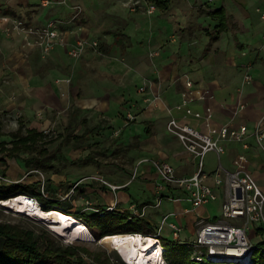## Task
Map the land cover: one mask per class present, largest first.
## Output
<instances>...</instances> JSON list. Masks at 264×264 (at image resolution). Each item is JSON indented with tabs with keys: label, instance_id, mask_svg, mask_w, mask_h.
<instances>
[{
	"label": "crops",
	"instance_id": "obj_1",
	"mask_svg": "<svg viewBox=\"0 0 264 264\" xmlns=\"http://www.w3.org/2000/svg\"><path fill=\"white\" fill-rule=\"evenodd\" d=\"M41 1L0 0V18L7 9L12 19L35 27L56 21L67 48L77 39L97 41L99 48H87L75 60L65 46L56 44L43 58L40 48L25 45L21 35L14 32L6 36L3 29L9 24L0 19V108L19 111L28 121L37 120L39 115L47 128L53 120L61 122L72 106L78 114V133L120 130L119 138L123 139L107 147L108 153L102 155L104 150H97L101 158H110V164L101 165L94 173L119 188L89 184L94 210L116 202L117 214L133 218V205L139 212L147 205L144 216L134 217L146 220V228L139 233L154 235L162 217L172 214L169 221L183 227L181 239L189 242L193 239L186 236L189 225L185 219L196 226L199 220L216 218L203 213L207 205L193 208L184 200L165 198L155 207L151 198L157 201L160 178L150 165L139 166L131 181L137 162L143 158L168 163L177 177L196 172L195 160L166 131L170 117L203 133L209 130L205 120L183 118V110L176 109L182 103L186 79L193 82L188 95L194 100L188 106L203 115L211 109L210 127L247 126L248 148L229 142L221 164L232 170L234 159L244 155L246 169L264 189V151L251 136L255 125L264 121V0H220L219 8L203 0H162L165 4L160 5L150 0H51L63 4L46 7ZM151 5L156 8L149 13ZM221 8L226 27L220 32L219 19L212 13ZM247 74L252 76L250 83L244 81ZM59 79H70V83L57 84ZM240 105H244L241 110ZM127 113L135 119L127 122ZM28 129L39 131L32 125ZM80 158L79 153L72 160ZM94 159L100 161V157ZM217 165L215 154L209 153L203 171L210 186L214 185L211 174ZM9 166L13 176L19 173L16 162ZM216 192L222 203V190ZM162 194L182 196L173 189ZM165 203L171 206L168 211L163 210ZM159 238H171L167 226ZM257 238L263 239L264 234L250 231L253 244Z\"/></svg>",
	"mask_w": 264,
	"mask_h": 264
},
{
	"label": "built area",
	"instance_id": "obj_2",
	"mask_svg": "<svg viewBox=\"0 0 264 264\" xmlns=\"http://www.w3.org/2000/svg\"><path fill=\"white\" fill-rule=\"evenodd\" d=\"M214 1L215 0H209L211 3ZM57 3L63 4V2H55L51 0L41 1V5L44 7ZM78 9L79 8L76 10ZM154 10L155 6L151 5L148 12L152 13ZM262 18H264V11L262 12ZM0 19L2 22L9 24L3 29L6 36H10L14 32L21 35L25 45H32L40 48L41 56L43 58H47L50 55L51 50L56 44H61L65 47L67 46L58 30V24L56 21H51L46 25L35 27L24 23L22 20L16 18L12 19L10 16L6 15H3ZM262 38L264 40V34ZM98 46L99 44L97 41L77 39L69 48L66 47V51L72 59L77 60L85 53L87 48L98 49ZM252 80L251 75H245V83H250ZM56 83L69 84L70 79H59L56 80ZM192 87L193 82L186 79V91L183 93L182 103L177 105L176 109L183 110V118L192 116L202 123L203 120H205L209 127L208 132L203 133L176 117H170L168 119L166 123V131L168 134L175 137L180 142L185 152L195 160L197 166L196 172L190 177H177L175 170L168 163L155 158H143L137 162L131 176V181L137 177L139 166L143 164L150 165L156 170L160 182L157 184L159 194L155 207H158L161 204V201L167 198L175 202L184 200L189 202L193 208H199L217 201L219 195L216 192V189H221L222 203L220 210L222 217L220 219L215 218L209 221H197L196 234L194 239L190 242L181 239L183 227L175 222L169 221L172 214L162 217L161 222L156 227V233L154 235H146L139 232L123 235L138 237L141 241L151 237L157 238L161 243L159 238L160 233L164 227L167 226L170 230L172 240L185 244L190 250L189 254L191 261L196 262L197 264L207 261L212 263L234 262L238 264H249L252 261L253 251L257 249V245L251 242L250 231L254 230L257 233L264 230V189L258 185L253 175L246 169V159L244 155H238L237 158L234 159V169L232 170L224 168L221 164V157L225 154L229 142L239 143L244 149L248 148L246 138L250 135L249 130L245 125L234 127L227 124L219 128L210 127V120L212 118L211 109H206V112L203 115V112L194 111L188 106L189 103L194 100L188 95L191 93L189 89ZM141 90L143 89L141 88ZM202 98L203 95L199 97V99ZM243 108L244 105L239 106V110ZM126 118L127 122L135 119L131 113H127ZM49 131L50 130L48 129H44L42 132L44 135H48V133H50ZM119 135L120 130L113 132V137H118ZM251 136L254 138L256 144L264 151L263 120L255 125L251 132ZM209 153L215 154L218 163L217 168L211 174L214 182L213 186L205 183V179L208 175L203 171L205 158ZM0 179L5 182H10L2 175H0ZM84 179L90 180L93 183L95 182L101 186L109 187L112 190L119 188L118 186L108 183L104 178L98 175L88 176ZM84 179L75 183L74 188H76ZM39 182V191L45 200H49L45 191L47 182L43 176ZM171 189L179 191L182 196L165 197L162 194V192ZM20 195L25 199L39 204L40 208H43V204L39 202L35 196L25 194H19L17 196ZM15 197L11 199H15ZM4 201L5 200L0 201V207L2 208L5 207L3 204ZM116 207L117 204L115 202L113 205L106 207L102 212L103 214H117L119 212L116 211ZM148 207L149 206L145 205L142 208V211L139 212L137 207L133 205L130 210L134 217H142ZM13 214L19 215V213H16L15 211H13ZM24 215L32 217L29 214ZM164 250L163 247L162 256ZM262 251L264 252V247L262 248Z\"/></svg>",
	"mask_w": 264,
	"mask_h": 264
},
{
	"label": "rangeland",
	"instance_id": "obj_3",
	"mask_svg": "<svg viewBox=\"0 0 264 264\" xmlns=\"http://www.w3.org/2000/svg\"><path fill=\"white\" fill-rule=\"evenodd\" d=\"M97 1L110 2V0ZM203 2L212 4L211 6L213 8H219L222 6V2L220 0H215L214 3L209 2V0H203ZM66 111L67 113L65 112V115L63 116V119H61V122L56 123L55 120H53V123L49 127L45 128V124L43 123L44 119L42 117H39V115L37 116L38 118H36L37 120L28 121L21 113H19V111L0 108V143H10L12 141V134L16 132L19 127H22L23 132H25V130L28 129L31 125L32 128H37L40 132L44 130L43 128L50 130V133L46 135L45 140L46 142L52 140L45 146L47 148L46 155L40 156L38 153L29 155L26 153H22L18 159H8L7 166L0 165V175L4 176V178L10 181L5 182L0 179V182L6 183L8 185L16 182H26L25 184L29 185V183L35 182V180L40 181L41 177L43 176L46 182H49V186L47 185L49 189L45 188L46 195L49 198V200L46 199V202H50L56 205H53L54 207L52 209L58 210L57 206L63 207L65 209L70 208L71 210L69 212L71 214L79 215L80 217L85 219V221L90 223L96 230H106L111 232L116 230H130L132 227L138 225L142 226V224L145 225V218H129L120 214L112 213H107L105 215L102 212L104 211V209L94 210L92 208V201L91 199H89V194L91 192V186L89 184H92L93 182L84 178L94 175L95 171L101 165L105 166V164H110V158H101V155L96 153L97 150H104L101 151V153L102 155H105L106 153H108L107 147L113 146L119 140H122L123 137H121V139L119 138V136L113 137V133L109 129L108 131L103 129L101 131V134L99 132L89 133L87 131L80 134L76 131L78 128V114L75 115L76 112H73L72 106H70ZM79 153L82 154V158H80L79 160H72L73 156H77ZM211 156L212 155L210 154L209 157L212 158ZM95 157H100V161L95 160ZM27 158H31V161L33 162V164H30L29 167L25 166L24 160H26ZM105 159L107 160L106 163L104 162L106 161ZM37 161L39 162L41 167L35 166V162ZM9 162H16V168L19 170V173H17L15 176H13L11 172H8L11 168V166H9ZM3 171L5 172V174H3ZM56 175H61V179ZM81 179L84 180H82L81 183L76 188H74L75 183H77ZM59 180H62L63 182H60ZM133 187H135V184L131 187V189ZM34 196L39 202L45 201L39 189H37V192ZM151 200L153 201L152 203L156 202V198L155 200L154 198H151ZM167 204L168 203H165L163 206L164 211H168L166 209L168 207L171 208V206ZM220 205V200L212 202L209 205L203 207V213H208L211 218L218 217L220 219L222 217ZM42 209L43 211H45L44 208ZM158 209L159 211L161 210V208ZM174 215L175 213L173 214V216ZM184 221L185 224L189 225L186 236L189 238V240H192L194 239L196 234V226H194V224H191L187 219H185ZM0 222L9 223L20 228L33 231L43 239H48L54 242V244H59L62 246H74L79 249V251L84 255L87 261H90L92 263L96 262L93 254H100L102 255V257H108L110 264H126L117 251L110 248L107 244H103L100 242L102 238L96 241V239L92 235L93 240H85L84 236L78 235L77 238L79 237V239H75L71 242H66L60 234L54 232L50 228L51 225L48 222L41 221L36 218H30L22 213H20L19 215L13 214V211L8 210L5 207H0ZM263 231L264 230H261L258 233L260 235L264 234ZM253 240H255V244L258 245L261 241L264 240V238H257ZM167 245L168 250L172 255L177 254L176 249L178 247H186L185 244L175 242V240H172L171 238H168ZM187 257L189 258V260H191L190 254L187 255ZM194 263L197 264L196 262Z\"/></svg>",
	"mask_w": 264,
	"mask_h": 264
},
{
	"label": "trees",
	"instance_id": "obj_4",
	"mask_svg": "<svg viewBox=\"0 0 264 264\" xmlns=\"http://www.w3.org/2000/svg\"><path fill=\"white\" fill-rule=\"evenodd\" d=\"M157 5L165 4L162 0H150ZM6 16H11L9 10L5 9L4 14ZM214 17H218L219 24L217 28L219 31H223L226 27V18L224 10L218 9L213 12ZM12 141L10 143L1 142L0 143V165L7 166L8 159H18L22 153L34 154L38 153L40 156L47 154V148L45 147L46 135L36 129H26L23 132V128L19 127L16 132L12 134ZM25 161V166L29 167L33 164L31 158H27ZM36 167H41L39 162H35ZM6 171V170H4ZM3 171V174L5 172ZM49 181V180H48ZM26 182H16L11 185L0 182V201H9L11 198L19 195H32L34 196L37 192V187L40 185L39 180H35L29 185ZM49 182L46 184V188L49 189ZM45 200V199H44ZM43 208L45 211L54 210L52 209L54 204L50 202L43 201ZM54 205V206H53ZM58 210L68 216H71L82 223H84L89 229L91 235L94 236L96 241L100 240L106 236H112L117 234H131L138 233L142 231L141 229L146 228V224L142 226L138 225L132 227L130 230H116V231H106V230H96L93 226L85 221L82 217L76 214H71L70 208L64 209L63 207L57 206ZM99 214V213H98ZM106 215V214H105ZM160 245L164 247L163 257L167 264H195L193 261L189 260L187 255H189L190 250L187 247H178L176 249L177 254L172 255L168 250V241L161 239ZM264 247V240L257 245V249L252 253V261L249 264H264V252L262 248ZM96 264H110L109 258L100 254H93ZM87 261L84 255L79 251L78 248L74 246H62L59 244H54V242L43 239L41 236L37 235L33 231H29L18 226L0 222V264H95ZM200 264H238L234 262H202Z\"/></svg>",
	"mask_w": 264,
	"mask_h": 264
},
{
	"label": "bare ground",
	"instance_id": "obj_5",
	"mask_svg": "<svg viewBox=\"0 0 264 264\" xmlns=\"http://www.w3.org/2000/svg\"><path fill=\"white\" fill-rule=\"evenodd\" d=\"M3 204L8 210L19 214H29L38 220L48 222L51 225L50 228L60 234L66 242L79 239L78 235L84 236L85 240H93V236L84 223L57 209L43 211L39 204L25 199L22 195L4 201ZM100 242L117 251L126 264H167L157 238L151 237L141 241L138 237L117 234L103 237Z\"/></svg>",
	"mask_w": 264,
	"mask_h": 264
}]
</instances>
